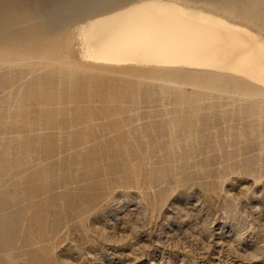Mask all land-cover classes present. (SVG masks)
<instances>
[{"label": "rangeland", "instance_id": "1", "mask_svg": "<svg viewBox=\"0 0 264 264\" xmlns=\"http://www.w3.org/2000/svg\"><path fill=\"white\" fill-rule=\"evenodd\" d=\"M133 1L0 0V264H264V93L91 60ZM177 1L264 32V0Z\"/></svg>", "mask_w": 264, "mask_h": 264}, {"label": "bare ground", "instance_id": "2", "mask_svg": "<svg viewBox=\"0 0 264 264\" xmlns=\"http://www.w3.org/2000/svg\"><path fill=\"white\" fill-rule=\"evenodd\" d=\"M25 1L35 9L48 0ZM181 2L137 0L83 22L85 54L114 66L207 72L264 93V32L223 11Z\"/></svg>", "mask_w": 264, "mask_h": 264}]
</instances>
